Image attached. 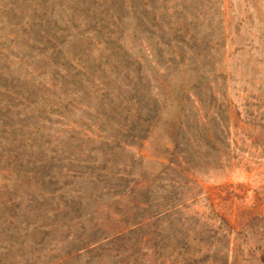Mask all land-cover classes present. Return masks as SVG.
<instances>
[{
  "label": "rangeland",
  "instance_id": "1",
  "mask_svg": "<svg viewBox=\"0 0 264 264\" xmlns=\"http://www.w3.org/2000/svg\"><path fill=\"white\" fill-rule=\"evenodd\" d=\"M0 264H264V0H0Z\"/></svg>",
  "mask_w": 264,
  "mask_h": 264
},
{
  "label": "trees",
  "instance_id": "2",
  "mask_svg": "<svg viewBox=\"0 0 264 264\" xmlns=\"http://www.w3.org/2000/svg\"><path fill=\"white\" fill-rule=\"evenodd\" d=\"M98 36H100V33L98 34ZM52 61H54V60H52ZM54 62H56V63H60V64L63 63V62L58 61V59H55ZM45 67H46V66H45ZM48 67H49V65H48ZM42 72H44V71H42ZM21 103H22V102H21ZM157 112H158V109L156 108V114H157Z\"/></svg>",
  "mask_w": 264,
  "mask_h": 264
}]
</instances>
